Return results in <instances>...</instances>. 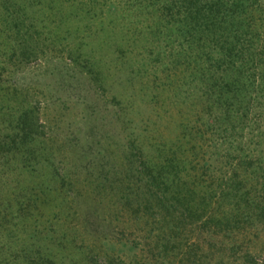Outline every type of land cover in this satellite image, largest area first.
I'll use <instances>...</instances> for the list:
<instances>
[{"label": "rangeland", "instance_id": "obj_1", "mask_svg": "<svg viewBox=\"0 0 264 264\" xmlns=\"http://www.w3.org/2000/svg\"><path fill=\"white\" fill-rule=\"evenodd\" d=\"M0 264H264V0H0Z\"/></svg>", "mask_w": 264, "mask_h": 264}]
</instances>
